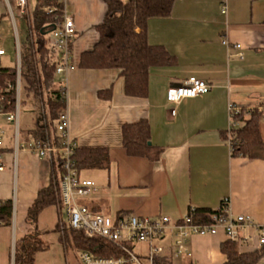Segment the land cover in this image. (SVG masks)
I'll use <instances>...</instances> for the list:
<instances>
[{"label": "crops", "instance_id": "crops-1", "mask_svg": "<svg viewBox=\"0 0 264 264\" xmlns=\"http://www.w3.org/2000/svg\"><path fill=\"white\" fill-rule=\"evenodd\" d=\"M224 2L227 13L222 12ZM106 10V0H67L77 28L72 45L76 68L66 77L69 135L79 147H106L110 157L109 169L80 172L98 186L81 203L113 216L128 212L176 221L190 208L218 209L228 200L232 213L264 224V159L233 156L222 136L229 127V104H234L262 112L259 130L264 138V0H175L168 16L151 18L149 42L163 45L174 62L150 69L145 97L125 94L119 69L78 66L82 52L98 41L96 26ZM190 77L210 82L211 90L169 103L168 90ZM142 118L149 121L151 142L162 148L157 160L131 156L122 145L123 124ZM0 125L12 130L10 124ZM4 161L0 200H12L13 216L11 225L0 224V264H13L15 243L31 226L28 208L50 184L53 168L28 150L15 153L10 140ZM63 221L58 204L39 214L38 226L49 248L36 253L35 264H70L72 240L64 235ZM253 231L243 230L242 236L249 237L238 241L241 252L261 246ZM168 238L170 245L172 236ZM227 239L222 230L193 235L183 264H223L220 245Z\"/></svg>", "mask_w": 264, "mask_h": 264}, {"label": "trees", "instance_id": "trees-1", "mask_svg": "<svg viewBox=\"0 0 264 264\" xmlns=\"http://www.w3.org/2000/svg\"><path fill=\"white\" fill-rule=\"evenodd\" d=\"M175 0H106L107 10L102 22L96 26L99 39L92 49L83 51L79 67L90 69H119L124 78V91L128 96L145 97L148 93L150 69L158 65H170L174 62L168 50L159 44H151L148 39V23L153 17H165L171 13ZM45 5H58L59 0H31L30 23L32 35L27 34L21 43L22 79L24 92L31 98L35 110V126L26 137H44V127L39 117V106H46L49 126L54 139L60 143L61 135L56 125L59 112L65 108V101L57 87L55 69L56 54L49 47V34L61 19V13H48L42 9ZM76 37L74 38V40ZM73 40V42H74ZM72 42V45H73ZM16 82V66H5L0 62V84L6 87V81ZM107 92V96L109 95ZM5 100H0L4 111L15 106L14 89L3 91ZM103 92L101 96H106ZM1 96V95H0ZM10 101V103H7ZM262 112L257 107H243L235 115L238 123L235 127L222 132L229 139L233 156L264 159V138L259 130ZM122 145L131 156L159 159L162 148L151 142V127L146 118L125 123L121 128ZM74 159L78 170L109 169L110 157L106 147L76 146ZM53 178L43 187L28 208L26 221L30 224L28 232L15 243L14 263L35 264V255L49 248L38 226L39 214L48 206L57 205L59 199L58 177L63 171L62 161L52 164ZM218 209L190 208L188 214L195 222H210L211 214ZM94 212L99 210L91 209ZM127 213L128 212H121ZM13 216L12 200H0V224L11 225ZM66 236L80 249H95L97 240L87 238L82 232L71 230ZM220 249L226 256L223 264H258L264 258V244L251 252H241L238 241L227 239ZM155 264H176L170 253L165 254ZM179 264V263H177ZM183 264V263H181Z\"/></svg>", "mask_w": 264, "mask_h": 264}, {"label": "built area", "instance_id": "built-area-1", "mask_svg": "<svg viewBox=\"0 0 264 264\" xmlns=\"http://www.w3.org/2000/svg\"><path fill=\"white\" fill-rule=\"evenodd\" d=\"M58 5H45L42 9L48 13H61V19L49 34V47L56 54L57 65L55 75L57 87L62 99L66 102L68 73L76 68L72 56V42L77 36V28L74 18L68 14L67 0H59ZM31 0H0V19L9 15L14 28L17 63L16 82L14 85L6 81V87L0 84V100H5L1 94L14 89L15 106L13 110L4 111L0 104V116H5L6 122L12 126L9 132L0 125V172L5 168L4 147L6 140H10L15 153L19 150H28L38 158L47 159L51 164L62 161L63 171L58 177L59 201L58 204L64 212V229L77 230L87 238L100 242L95 244V249H80L72 241V247L76 251V264H155L165 254L173 251L177 256L190 255V239L193 235H215L222 230L227 238L235 241L248 239L242 236L243 230H254L258 234L260 244H264V224L254 220L250 215L234 214L229 209L228 200L218 212L211 214L210 222H195L189 214L180 220L172 221L169 216L140 217L133 214L119 213L110 216L101 212H94L88 206L81 203V199L88 197L97 189L93 180L82 178L74 159L76 144L69 135V114L64 108L59 112L56 128L61 135L60 143H57L53 131L49 126V116L46 106H39V117L44 127V137H25L20 129V104L22 89L25 82L22 79V52L15 16L26 20V33L32 35L30 23ZM222 12L227 13V4H222ZM224 43L228 44L227 40ZM0 37V58L6 53ZM240 48V44H235ZM212 84L208 81L190 77L181 85L171 87L168 90V102L177 104L184 98L195 97L208 93ZM264 102V101H263ZM7 103H10L8 101ZM251 108V107H250ZM242 107L229 104V127H235V115ZM175 115L174 108L170 110ZM229 140V139H228ZM230 143V141H229ZM230 148L232 149L231 143ZM172 236L170 245L163 242ZM146 244L145 251H138L139 245ZM172 247V249H171ZM13 251V264L14 263Z\"/></svg>", "mask_w": 264, "mask_h": 264}, {"label": "rangeland", "instance_id": "rangeland-1", "mask_svg": "<svg viewBox=\"0 0 264 264\" xmlns=\"http://www.w3.org/2000/svg\"><path fill=\"white\" fill-rule=\"evenodd\" d=\"M15 23L18 29V35L20 43H23L26 40V20L15 16ZM0 37L3 42V47L6 50V53L1 56L0 62L5 66H16L17 63V51H16V40L14 34V28L12 24V19L9 15H4L0 19ZM37 106H34V103L31 98L26 96V92L22 89L21 94V104H20V129L22 133L28 134L35 126V113ZM0 122L6 123L5 116H0ZM97 186V185H96ZM98 187V186H97ZM113 216L112 214H110ZM254 232V231H253ZM70 234L68 230L64 229V235ZM256 234V233H254ZM257 235V234H256ZM170 239L168 238L163 242L165 245H169ZM72 246V244H71ZM69 246V261L70 264H76V251L73 247ZM172 249V247H171ZM145 251L146 244L139 245L138 251ZM174 263H184V258L182 256H177L173 251L169 252Z\"/></svg>", "mask_w": 264, "mask_h": 264}]
</instances>
